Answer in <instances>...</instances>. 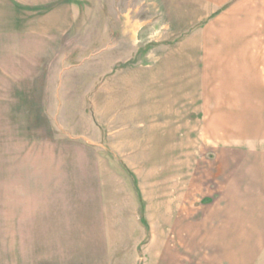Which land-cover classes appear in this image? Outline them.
<instances>
[{"label": "rangeland", "instance_id": "374dc122", "mask_svg": "<svg viewBox=\"0 0 264 264\" xmlns=\"http://www.w3.org/2000/svg\"><path fill=\"white\" fill-rule=\"evenodd\" d=\"M52 4L0 25V264H205L186 245L227 176L232 107L208 97L226 74L203 64V27L232 2Z\"/></svg>", "mask_w": 264, "mask_h": 264}, {"label": "crops", "instance_id": "0c3cea01", "mask_svg": "<svg viewBox=\"0 0 264 264\" xmlns=\"http://www.w3.org/2000/svg\"><path fill=\"white\" fill-rule=\"evenodd\" d=\"M54 1L65 2L0 0V25L16 26L18 10H48ZM214 1L223 3L222 8L232 2L226 13L204 25L202 37L205 57L210 59L204 58V66L226 74L208 97L214 98L217 107H232L217 112L218 125L224 127L217 135L218 154L224 155L222 169L228 172L215 206L201 212V244L186 247L205 264H254L264 253V51L258 49L256 37L247 34L256 25L257 0L252 5L250 0ZM222 21L225 27L219 30L217 24ZM236 26L238 33H231ZM204 104L209 105L208 101ZM15 263L66 264L47 255L39 263L27 258ZM75 263L82 264L80 260Z\"/></svg>", "mask_w": 264, "mask_h": 264}]
</instances>
